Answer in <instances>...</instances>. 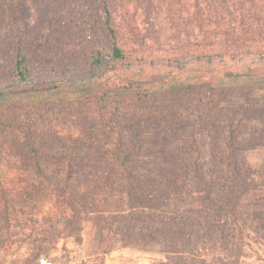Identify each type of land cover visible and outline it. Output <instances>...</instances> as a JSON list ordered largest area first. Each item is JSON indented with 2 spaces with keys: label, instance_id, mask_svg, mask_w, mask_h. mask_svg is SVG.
Returning a JSON list of instances; mask_svg holds the SVG:
<instances>
[{
  "label": "rangeland",
  "instance_id": "rangeland-1",
  "mask_svg": "<svg viewBox=\"0 0 264 264\" xmlns=\"http://www.w3.org/2000/svg\"><path fill=\"white\" fill-rule=\"evenodd\" d=\"M202 3L0 0V264H264V147L243 152L258 177L233 194L241 183L215 176L227 172L229 120L207 109L217 99L204 85L251 88L263 111L238 125L248 138L264 130V59L199 60ZM234 14L236 30L264 20ZM252 39L240 51L261 52ZM123 153L134 180L120 179Z\"/></svg>",
  "mask_w": 264,
  "mask_h": 264
},
{
  "label": "trees",
  "instance_id": "trees-1",
  "mask_svg": "<svg viewBox=\"0 0 264 264\" xmlns=\"http://www.w3.org/2000/svg\"><path fill=\"white\" fill-rule=\"evenodd\" d=\"M203 3L201 4L202 7L199 9V16L202 19L200 24V30L202 31V37L204 39L202 45V52L200 54L199 60L205 61L207 64L215 63V60L222 62L225 57L229 58L233 61H240L241 57L244 55H252L256 56L258 60L264 59V20H259V23L255 21H244L239 22L241 23L242 27L239 30L235 29V22L237 19H233L232 17L235 15L236 11L239 13L248 12L251 14L252 10L254 13L260 14L264 16V7H251L248 10L234 8L239 7L238 1L242 2L241 0H202ZM250 2L252 0H246ZM232 4V6L230 5ZM237 4V5H236ZM241 4V3H240ZM229 7H232L229 8ZM236 10V11H235ZM234 11V12H233ZM112 14L109 8L105 9V25L106 29L109 31L110 35L113 38H116V29L112 24ZM238 34L241 38H236L235 35ZM253 35L252 38L260 37L262 41V51L250 53L249 51L243 52L241 50V46L246 42H254L252 38H245L246 35ZM247 35V36H248ZM258 36V37H257ZM14 56V67L12 69L13 73L16 74L19 82L26 80V59L22 55L20 48H17L15 51ZM112 55L117 60H122L124 58L122 51L114 47L112 50ZM249 56V55H248ZM98 64H102L103 61L98 58L96 61ZM232 73H227V75H231ZM244 75V74H243ZM236 77V76H235ZM2 84V83H0ZM204 85L211 87L213 99L216 102L211 103L214 104L213 107L210 109L208 105L211 103H206L207 109L218 118V122H220L219 118L223 117L224 119H228L229 123L227 126V136H226V153H222L223 157L226 159L227 163H221L222 165L227 167V172H220L217 171L216 178L221 180H236L241 183V186L238 189H233V194L240 193L241 196L243 194H249L251 188L250 185H256L255 181L258 177V172L256 169H253L250 165L244 162L243 160V152L248 151L249 149L264 147V130L257 129L255 127H249L252 129L248 138L243 137L237 132V129L240 128L238 126L243 120L251 122V120L258 119L260 117H254L249 115L250 112H254L257 110L263 111L262 107L257 109L250 101V87L245 86L242 88L240 86L235 87H220L217 88L211 82H204ZM4 87H1L3 90ZM5 89V88H4ZM9 89V88H8ZM13 92V90H11ZM234 92L235 96L239 95L241 100L246 101L248 106H244L240 102L234 101ZM10 95V94H8ZM233 98V99H232ZM232 99V100H231ZM242 117H237V116ZM264 118V117H263ZM260 120V119H258ZM235 121L237 123H235ZM264 122V119H263ZM127 138V137H126ZM123 163H115L116 167H118V173L121 180H130L136 179L138 175L136 174L135 163H124L128 160V154L123 153ZM230 161V162H229ZM36 164V163H35ZM40 164V163H37ZM255 189V188H254ZM204 189L195 190L191 189L190 191L186 192L187 196H196L203 193L208 195L213 194L218 197V194L221 192L219 188L211 189V192L208 190L203 191ZM240 196L236 198V202L240 203ZM213 226V225H212ZM221 236V233H217V236ZM216 238V237H215ZM222 238V237H221Z\"/></svg>",
  "mask_w": 264,
  "mask_h": 264
},
{
  "label": "water",
  "instance_id": "water-1",
  "mask_svg": "<svg viewBox=\"0 0 264 264\" xmlns=\"http://www.w3.org/2000/svg\"><path fill=\"white\" fill-rule=\"evenodd\" d=\"M40 264H51V263L47 260H42Z\"/></svg>",
  "mask_w": 264,
  "mask_h": 264
}]
</instances>
